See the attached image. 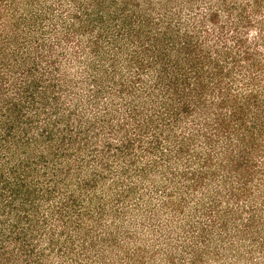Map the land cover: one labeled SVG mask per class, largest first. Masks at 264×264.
Returning <instances> with one entry per match:
<instances>
[{"label":"rangeland","instance_id":"obj_1","mask_svg":"<svg viewBox=\"0 0 264 264\" xmlns=\"http://www.w3.org/2000/svg\"><path fill=\"white\" fill-rule=\"evenodd\" d=\"M0 264H264V0H0Z\"/></svg>","mask_w":264,"mask_h":264}]
</instances>
